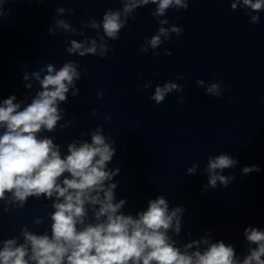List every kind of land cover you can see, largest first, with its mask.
I'll return each mask as SVG.
<instances>
[{
	"label": "clouds",
	"instance_id": "9594fccd",
	"mask_svg": "<svg viewBox=\"0 0 264 264\" xmlns=\"http://www.w3.org/2000/svg\"><path fill=\"white\" fill-rule=\"evenodd\" d=\"M7 2L0 0V16L5 14L3 4ZM121 3L122 8L106 10L99 21L89 18L79 31L70 20L56 18L74 14L75 9L57 8L48 33L55 35L63 30L83 36V40H70L66 52L103 58L110 50L108 40H118L133 13L149 4L156 5L151 14L160 27L151 38L145 39L142 52L156 49L172 34L179 36L183 32L175 24L164 27L169 20L160 18L169 9L187 10L189 0H121ZM238 7L246 9L251 24H257L259 13L264 11V0H231V9ZM84 28L96 30L97 35L87 36ZM165 54L171 55L168 50ZM79 68L77 61L68 60L59 68L49 63L38 71L25 72L27 89L33 88L31 80L38 84L30 102H17L15 95L0 100V217L13 208H23L29 198L50 200L53 209L47 214L50 230L38 233L24 225L18 236L0 239V264H264V230L258 227L249 225L244 229L249 247L241 258L231 244L222 240L213 242L210 232L179 244L174 236L181 233L185 209L170 208L163 195L149 199L146 209L135 215L125 214L127 201L116 199L118 183L113 182L120 168H108L116 155L115 141L103 134L101 126L81 134L90 140L73 139L67 144L66 153L52 137L43 134L55 132L58 126L65 129L71 125L72 121L60 124L66 112L60 105L67 103L70 91L74 97L79 95L76 86L81 79ZM196 83L205 87L204 80ZM149 86L146 83L144 88ZM223 90L219 83L205 87L209 96L220 97ZM173 91H182V86L168 81L156 85L149 98L159 105ZM102 95L103 91L97 93L98 97ZM237 163L228 154L210 155L204 168L208 177L204 191L216 188L218 183L227 187L235 177L222 173ZM198 168L199 164L194 163L186 169V175L195 174ZM259 170L257 165L245 166L242 173ZM33 223L39 226L44 220L38 217Z\"/></svg>",
	"mask_w": 264,
	"mask_h": 264
},
{
	"label": "water",
	"instance_id": "95a60500",
	"mask_svg": "<svg viewBox=\"0 0 264 264\" xmlns=\"http://www.w3.org/2000/svg\"><path fill=\"white\" fill-rule=\"evenodd\" d=\"M175 206L185 209L181 233L174 236L179 244L210 232L213 242L231 244L243 258L249 247L244 229L251 225L264 230V175L212 190L170 208Z\"/></svg>",
	"mask_w": 264,
	"mask_h": 264
}]
</instances>
